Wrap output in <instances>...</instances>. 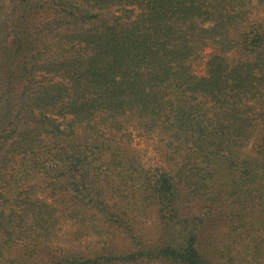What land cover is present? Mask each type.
<instances>
[{"label":"trees","instance_id":"16d2710c","mask_svg":"<svg viewBox=\"0 0 264 264\" xmlns=\"http://www.w3.org/2000/svg\"><path fill=\"white\" fill-rule=\"evenodd\" d=\"M0 264H264V0H0Z\"/></svg>","mask_w":264,"mask_h":264},{"label":"rangeland","instance_id":"374dc122","mask_svg":"<svg viewBox=\"0 0 264 264\" xmlns=\"http://www.w3.org/2000/svg\"><path fill=\"white\" fill-rule=\"evenodd\" d=\"M210 52V48H206L201 56L194 62V68L198 73L203 72L204 63L207 58V54ZM134 144L136 148L142 153L143 161L145 164H155L157 162L158 156L156 155L152 143L142 137H135Z\"/></svg>","mask_w":264,"mask_h":264}]
</instances>
